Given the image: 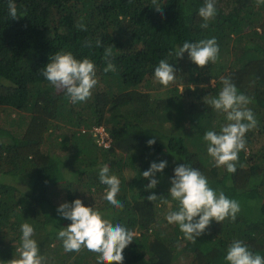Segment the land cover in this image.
<instances>
[{
    "label": "trees",
    "instance_id": "1",
    "mask_svg": "<svg viewBox=\"0 0 264 264\" xmlns=\"http://www.w3.org/2000/svg\"><path fill=\"white\" fill-rule=\"evenodd\" d=\"M8 3L0 0V106L21 116L0 121V264L19 258L24 223L34 228L43 264H98L97 253L65 251L58 237L71 220L57 208L77 198L134 233L123 264H229L227 250L237 240L264 256V4L214 0L216 15L202 28L198 12L205 0H15L16 19ZM80 23L86 31L78 30ZM213 37L215 63L201 68L187 52L174 54L184 42ZM107 46L116 71L106 73ZM58 51L94 62L98 84L85 102L72 103L42 74ZM161 59L175 69L167 87L154 77ZM222 78L251 98L246 107L257 120L235 173L215 166L203 140L206 131L228 123L205 102L218 96ZM164 88L171 97L152 94ZM95 125L108 130L109 146L97 143ZM160 161L167 166L156 173L159 183L146 190L150 180L142 173ZM105 164L120 180L123 209L104 199L99 169ZM179 164L198 169L211 188L240 205L234 221L213 220L195 242L165 218L179 210L169 194ZM153 192L161 197L156 202L147 200Z\"/></svg>",
    "mask_w": 264,
    "mask_h": 264
},
{
    "label": "clouds",
    "instance_id": "2",
    "mask_svg": "<svg viewBox=\"0 0 264 264\" xmlns=\"http://www.w3.org/2000/svg\"><path fill=\"white\" fill-rule=\"evenodd\" d=\"M152 2L156 4V0ZM257 4H264V0H257ZM8 9L10 18L20 17L15 0H9ZM155 9L162 13L160 6ZM198 14L205 21L201 27L208 28V21L216 15L214 0H205ZM77 28L86 31L83 23L78 24ZM96 46L100 47L101 41H96ZM185 52L189 54L191 61L203 68L209 62H216L219 46L215 37L195 43L184 42L174 54L182 58ZM168 55L173 53L170 51ZM112 56V46L105 47L106 73L116 71V66L109 59ZM42 74L55 89L65 91L72 103L85 102L98 84L94 62L89 58L78 59L71 52H56ZM154 77L167 87L176 79L175 69L167 60L161 59L154 70ZM222 84L218 96L206 99L205 102L215 111L226 114L228 123L221 126L219 132L206 131L203 140L207 142V153L215 161V166L226 167L229 173H235L238 154L246 148L245 135L257 127V120L253 111L246 107L251 103V98L238 93L236 85L230 79L222 78ZM147 143L151 146L155 144V140L150 139ZM166 166L167 161L152 162L150 168L142 173L145 179L150 180L145 186L146 190L157 187L159 181L155 178L156 173H162ZM109 172L107 164L99 169V180L107 186L104 199L114 208L123 209V203L117 199L120 180ZM169 194L173 200L178 201L179 210L168 212L165 218L169 224H177L184 237L193 242L204 234L213 220L222 223L226 218H231L234 221L240 211L236 200L229 199L223 191L217 193L198 169L187 164L175 167ZM160 198L154 192L147 196V200L151 202ZM57 212L71 220L67 227L58 232L65 251L80 252L83 247L98 254V264H123L124 249L134 240V233L119 223L113 225L109 219L104 218L102 212L86 206L79 198L71 203H62ZM21 232V245L17 249L19 258L12 259L10 264H43L44 258L39 254L37 241L32 238L33 226L24 223L21 225ZM225 259L229 264H264V256L254 254L239 240L229 245Z\"/></svg>",
    "mask_w": 264,
    "mask_h": 264
},
{
    "label": "rangeland",
    "instance_id": "3",
    "mask_svg": "<svg viewBox=\"0 0 264 264\" xmlns=\"http://www.w3.org/2000/svg\"><path fill=\"white\" fill-rule=\"evenodd\" d=\"M172 90L170 88H164L158 91H153L152 94H154L155 96L158 95H162L164 97H171L172 96ZM21 116V113L19 111H17L16 109L12 108V107H7V106H0V121L1 123L4 124H9V121L18 119ZM58 133H61V131H59ZM12 179H17V177L15 176H11ZM28 178H20V180H16L17 182L20 181L21 183H23L24 185H28L30 183V180H27ZM33 181V180H32ZM31 181V183H32ZM42 256V254H41Z\"/></svg>",
    "mask_w": 264,
    "mask_h": 264
},
{
    "label": "built area",
    "instance_id": "4",
    "mask_svg": "<svg viewBox=\"0 0 264 264\" xmlns=\"http://www.w3.org/2000/svg\"><path fill=\"white\" fill-rule=\"evenodd\" d=\"M91 131L96 136V141L99 145L109 146L111 144L112 137L104 126L95 125L91 128Z\"/></svg>",
    "mask_w": 264,
    "mask_h": 264
}]
</instances>
